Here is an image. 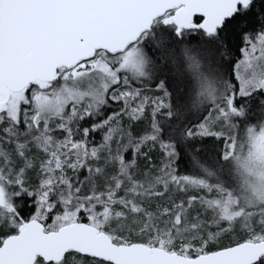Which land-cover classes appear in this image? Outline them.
<instances>
[{
    "label": "snow or ice",
    "instance_id": "1",
    "mask_svg": "<svg viewBox=\"0 0 264 264\" xmlns=\"http://www.w3.org/2000/svg\"><path fill=\"white\" fill-rule=\"evenodd\" d=\"M0 264H264V0H0Z\"/></svg>",
    "mask_w": 264,
    "mask_h": 264
}]
</instances>
